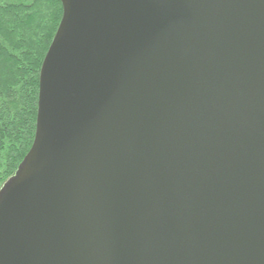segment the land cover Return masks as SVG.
Here are the masks:
<instances>
[{"label": "water", "instance_id": "1", "mask_svg": "<svg viewBox=\"0 0 264 264\" xmlns=\"http://www.w3.org/2000/svg\"><path fill=\"white\" fill-rule=\"evenodd\" d=\"M0 264H264V0H61Z\"/></svg>", "mask_w": 264, "mask_h": 264}, {"label": "trees", "instance_id": "2", "mask_svg": "<svg viewBox=\"0 0 264 264\" xmlns=\"http://www.w3.org/2000/svg\"><path fill=\"white\" fill-rule=\"evenodd\" d=\"M62 14L61 0H0V189L33 144L40 70Z\"/></svg>", "mask_w": 264, "mask_h": 264}]
</instances>
